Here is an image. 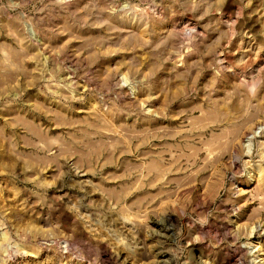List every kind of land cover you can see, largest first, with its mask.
Masks as SVG:
<instances>
[{
    "label": "rangeland",
    "instance_id": "rangeland-1",
    "mask_svg": "<svg viewBox=\"0 0 264 264\" xmlns=\"http://www.w3.org/2000/svg\"><path fill=\"white\" fill-rule=\"evenodd\" d=\"M0 264H264V0H0Z\"/></svg>",
    "mask_w": 264,
    "mask_h": 264
}]
</instances>
